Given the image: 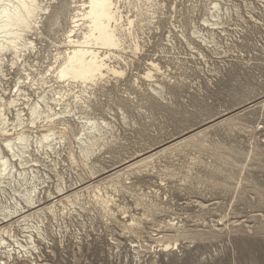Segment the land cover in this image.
<instances>
[{"label":"rangeland","instance_id":"374dc122","mask_svg":"<svg viewBox=\"0 0 264 264\" xmlns=\"http://www.w3.org/2000/svg\"><path fill=\"white\" fill-rule=\"evenodd\" d=\"M76 1H42L48 9L25 33L35 46L21 58L42 69L57 48L66 53ZM120 3L134 40L107 62L123 74L89 87L85 104L64 97L109 125L85 158L81 124L67 117L58 154L37 155L46 180L42 220L29 222L40 225L37 248L5 257L14 238L26 243L16 224L0 264H264V0Z\"/></svg>","mask_w":264,"mask_h":264},{"label":"bare ground","instance_id":"6f19581e","mask_svg":"<svg viewBox=\"0 0 264 264\" xmlns=\"http://www.w3.org/2000/svg\"><path fill=\"white\" fill-rule=\"evenodd\" d=\"M42 1L0 0V197L3 194L5 198L0 201V246L6 248L4 235H11L14 225L27 232L25 244L14 238L16 246L3 251L8 259L19 257L22 251L21 256L33 254L37 248L34 238L35 233L40 234V225L29 222L33 218L42 220L44 209L39 207L37 189L46 182L37 174L36 167L41 163L37 155L48 159L58 154L67 141V117L73 116L81 124L77 143L85 158L93 154L102 138V127L109 125L104 119L99 122L77 114L64 97L72 93L76 102L85 104L82 95L89 87L109 75L123 74V69L107 61L120 56L127 37L133 36L134 17L123 14L121 0L76 1L66 33L68 50L62 53L57 48L40 69L38 58L31 62L21 57L25 48L35 46L25 33L40 23L41 13L48 9ZM218 6L213 3V9ZM133 47L137 50L138 43L133 42ZM6 53L12 57L7 58ZM15 69L16 80L4 86L2 79L7 81ZM145 76L151 78V71ZM74 88L79 89L78 94ZM68 154L73 156L71 150ZM55 188L59 193L67 189L58 183ZM54 207L51 204L46 210L53 213Z\"/></svg>","mask_w":264,"mask_h":264}]
</instances>
